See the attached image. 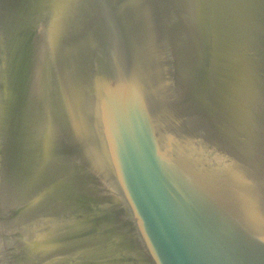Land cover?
I'll return each mask as SVG.
<instances>
[{
	"label": "water",
	"instance_id": "1",
	"mask_svg": "<svg viewBox=\"0 0 264 264\" xmlns=\"http://www.w3.org/2000/svg\"><path fill=\"white\" fill-rule=\"evenodd\" d=\"M0 264H264V0H0Z\"/></svg>",
	"mask_w": 264,
	"mask_h": 264
}]
</instances>
